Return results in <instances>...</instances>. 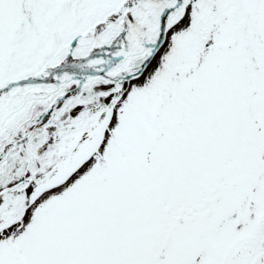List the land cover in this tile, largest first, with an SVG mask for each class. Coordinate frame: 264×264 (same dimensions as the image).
<instances>
[{
    "label": "snow or ice",
    "instance_id": "6c2138e0",
    "mask_svg": "<svg viewBox=\"0 0 264 264\" xmlns=\"http://www.w3.org/2000/svg\"><path fill=\"white\" fill-rule=\"evenodd\" d=\"M0 264H264V0H0Z\"/></svg>",
    "mask_w": 264,
    "mask_h": 264
}]
</instances>
